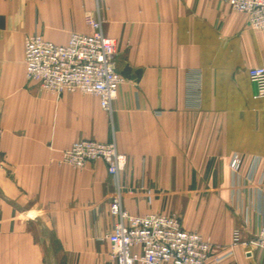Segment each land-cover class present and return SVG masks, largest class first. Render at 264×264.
<instances>
[{"label":"crops","instance_id":"1","mask_svg":"<svg viewBox=\"0 0 264 264\" xmlns=\"http://www.w3.org/2000/svg\"><path fill=\"white\" fill-rule=\"evenodd\" d=\"M98 18L117 42L119 70L132 68L112 113L98 95L43 90L26 76L28 36L64 44ZM256 66L264 30L223 0H0V264H45L41 228L60 244L55 257L115 264L102 241L118 182L130 213H174L208 239L210 263L264 264V250L248 245L264 183L259 196L245 179L253 158L264 164V97L248 74ZM82 139L115 140L127 156L118 179L102 160L63 162ZM233 153L244 161L238 177Z\"/></svg>","mask_w":264,"mask_h":264},{"label":"built area","instance_id":"2","mask_svg":"<svg viewBox=\"0 0 264 264\" xmlns=\"http://www.w3.org/2000/svg\"><path fill=\"white\" fill-rule=\"evenodd\" d=\"M223 1L247 14L252 28L264 30V0ZM92 28V33H72L64 44L40 34L28 36L25 40L26 76L43 90H80L98 95L102 108L112 113V102L126 78L117 66L116 40L103 32L100 18L92 23ZM248 74L256 85V96L264 97V66L252 67ZM62 160L78 168L102 160L109 175L117 179L127 165V156L118 150L114 139L75 141L64 150ZM243 166L242 156L233 153L230 160L233 176H240ZM245 179L253 187L251 190L260 196L264 183V164L260 158L252 159ZM110 213L116 221L106 238L112 246L115 264H212L214 246L208 239L185 228L174 213H130L123 204L119 182L110 202ZM241 242L242 230L235 229L233 244ZM248 245L250 249L264 250V215L258 236ZM215 260L219 262V256H215Z\"/></svg>","mask_w":264,"mask_h":264},{"label":"rangeland","instance_id":"3","mask_svg":"<svg viewBox=\"0 0 264 264\" xmlns=\"http://www.w3.org/2000/svg\"><path fill=\"white\" fill-rule=\"evenodd\" d=\"M41 234H42V240H43V243L45 244L46 254H47L45 264H72L71 260L62 258L60 254L58 255V257H55V254H56L55 252L57 250L59 251L60 244L56 241L53 233H50V231L47 230L46 228H41ZM102 244L105 249L112 251V246L108 238H104V240L102 241Z\"/></svg>","mask_w":264,"mask_h":264},{"label":"water","instance_id":"4","mask_svg":"<svg viewBox=\"0 0 264 264\" xmlns=\"http://www.w3.org/2000/svg\"><path fill=\"white\" fill-rule=\"evenodd\" d=\"M131 72H132V68L129 66V64H126L124 66V68L121 70V74L124 76V77H127V78H130L131 77ZM135 74L137 75V77L139 78L140 75H141V70H136L135 71Z\"/></svg>","mask_w":264,"mask_h":264}]
</instances>
